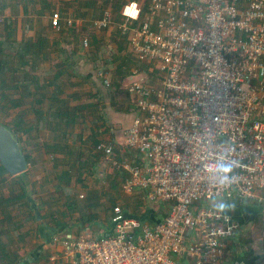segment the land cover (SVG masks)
<instances>
[{"label": "built area", "instance_id": "2783aa9c", "mask_svg": "<svg viewBox=\"0 0 264 264\" xmlns=\"http://www.w3.org/2000/svg\"><path fill=\"white\" fill-rule=\"evenodd\" d=\"M122 17L133 56L158 71L160 84L135 78L126 86L135 102L126 146L142 153L141 164L116 159L111 145L99 149L125 174L122 192H142L166 217L151 225L117 205L111 234L55 238L62 251L52 260L228 264L241 224L210 210L214 189L201 165L227 151L239 167L236 182L219 195L261 205L264 221V0H147L124 6ZM111 19L106 11L93 26L105 29ZM60 21L54 12L53 28Z\"/></svg>", "mask_w": 264, "mask_h": 264}, {"label": "crops", "instance_id": "0c3cea01", "mask_svg": "<svg viewBox=\"0 0 264 264\" xmlns=\"http://www.w3.org/2000/svg\"><path fill=\"white\" fill-rule=\"evenodd\" d=\"M146 1L0 0V16L6 19L5 37H9L7 50L12 53L8 60L9 63L12 59L15 62L9 65L10 86L2 91V94L7 91L8 102L11 101L8 110L19 114L11 119L13 129L10 130L15 132L17 129L15 133L22 135L24 140L28 139L29 133L33 139H40V134L46 130L52 134V140L41 155L32 156L26 152L30 163L46 160L55 167L83 168L79 178L98 182L104 180L105 166L110 163L108 156L99 149L102 146L111 145L113 156L120 161L140 165L144 160L141 152L126 146L125 132L135 114V102L126 86L131 80L140 78L153 87H159L160 78L156 69L133 56L120 26L124 6L131 2L142 6ZM106 11L112 15L110 25L96 29L93 22L101 20ZM54 12L60 13V29L51 25ZM68 21L72 22L71 26ZM7 23L9 28H6ZM2 35L0 32V42H5ZM85 39L88 40L87 46L84 45ZM19 50L24 52L25 63L16 73L13 68L21 57L16 54ZM22 83L24 89L19 87ZM20 101L22 103L16 107ZM26 115L34 117L35 122H29ZM83 119L87 121L88 129L80 127ZM70 137L74 138L73 142ZM114 172L112 180L119 185L120 190L119 187L117 190L120 193L110 194L112 205L120 206L121 203L122 208L129 206L130 215L141 217L151 225L165 219L163 205L149 203L140 191L127 195L130 200H125L126 194L123 195L121 187L125 174L116 169ZM58 174L60 183L54 187L52 195L63 199L62 206L58 208L52 204V210H56L55 217L38 227L39 232L33 236L29 246H11L7 237L12 241L19 237L21 240L22 233L18 228L22 225L15 223L13 217L0 220L4 230L1 239L8 245L9 254L17 256V264H64L60 260H52L62 251L61 243L55 242V238L62 240L85 232L95 236L112 233V214H107L109 211L105 208L108 206L103 199L99 200L106 193L95 190L96 187L86 182L77 187L74 182L69 187L68 181L74 180L72 174L66 171ZM74 187L77 192H71L70 188ZM128 202L133 206L131 209ZM229 202L235 204V209L228 213L240 222L241 232L229 242L226 262L264 264L262 206L240 200ZM87 214L91 216L85 222L82 217ZM9 219L10 223L7 222ZM92 223L96 233L92 232ZM181 264L193 263L182 260Z\"/></svg>", "mask_w": 264, "mask_h": 264}, {"label": "rangeland", "instance_id": "374dc122", "mask_svg": "<svg viewBox=\"0 0 264 264\" xmlns=\"http://www.w3.org/2000/svg\"><path fill=\"white\" fill-rule=\"evenodd\" d=\"M5 20L6 19L4 18V16H0V29H2L0 30V32L1 34H3L1 38H3L4 36V39L6 40L5 37L6 30L4 29ZM9 73L10 72L7 73V78L9 77ZM7 81L11 82V80L9 81V79ZM1 84L2 83L0 81V124L4 125L5 127L7 126L13 129L11 119L17 117L19 114L17 112H14L12 109L11 111L8 110V105L10 104L11 101L8 102L9 98L7 96V91L4 94L5 96L2 94ZM26 117L29 122H33V123L35 122L34 117L27 115ZM18 126H20V128L22 127V125H18ZM80 127L82 128V130L88 129V123L85 119H83L82 122L80 123ZM33 134L36 135L35 132H33ZM17 135L21 137V145L23 146L25 152L31 154L32 156L41 155V152L44 150L46 145H48V143L52 140L51 139L52 134L48 130L43 131L40 134V139L39 138L33 139L30 133L27 135L28 137L27 140H24V137L22 138V135L20 134ZM37 135H39V132L37 133ZM73 140L74 138L70 137V141L73 142ZM82 169L83 168L69 167L68 165L55 167V165L52 166V162L42 160L41 163H30L28 165L27 170L20 177L23 187L20 186V184L15 181L14 177L11 176L7 177L6 182L0 180V200L3 201L5 199L13 200L11 203L7 204L9 207L4 206L5 210L4 209L0 210V220H4L5 219L4 217H6L7 215L8 217L15 218L14 220L15 223L16 222L18 224L21 223L22 225L21 227L18 228L19 229L18 231L22 233L21 240L20 237L18 238L20 241L18 239H16V241L13 239V241L10 244L11 246H17V247L20 246L25 247L26 245L29 246L33 241L34 238L33 236L34 235L37 236L39 232L38 227L42 225L43 222L49 223L52 217H55L56 210L55 209L52 210V204L53 207L60 208L63 203L62 198H59V196L56 195H52V193L55 192L54 187L58 185V183H60L58 177L59 176L58 173L60 171L63 173L64 171L69 172V174H72V176L74 177V180L68 181L69 187H72V183L74 182L75 184L73 185H75L76 187L79 186V184L84 185V183L86 182V183H91L92 187H96L95 190H102L103 193H106L104 197L102 198L99 197V200L103 199V203L108 206V208H105L106 211L107 210L109 211L107 214H112L113 205L110 202L109 196L113 192L120 193L119 185H117L116 181H113L114 179L112 180V176L115 174L112 164L111 163L106 164L105 171L103 172L104 180L100 179L98 182L94 180H92L91 182L90 178L87 179L79 178L80 177L79 172L80 170L82 171ZM98 170H100V168ZM119 181H121V179ZM118 187L119 190H117ZM70 190L71 192H77V188L75 187L70 188ZM18 197L19 199H17ZM125 197H124L125 200H130L127 195H125ZM129 205L131 209L133 206L131 203ZM90 216H91L90 214H87L83 216L82 219H84V221L86 222V220H88V217ZM8 228H11L10 225H8ZM91 229L93 233H96V231H93L94 223L91 224ZM261 229H263L264 231V225H262ZM25 232H27V234H25Z\"/></svg>", "mask_w": 264, "mask_h": 264}, {"label": "clouds", "instance_id": "9594fccd", "mask_svg": "<svg viewBox=\"0 0 264 264\" xmlns=\"http://www.w3.org/2000/svg\"><path fill=\"white\" fill-rule=\"evenodd\" d=\"M201 167L214 189L213 196L207 198L210 210L218 217L233 211L235 204L224 199L219 193L230 189L236 182L235 169L239 167L238 161L227 151H220L206 157Z\"/></svg>", "mask_w": 264, "mask_h": 264}, {"label": "trees", "instance_id": "16d2710c", "mask_svg": "<svg viewBox=\"0 0 264 264\" xmlns=\"http://www.w3.org/2000/svg\"><path fill=\"white\" fill-rule=\"evenodd\" d=\"M141 17H143V16H141ZM6 26H8V27H6V28H9L10 26H9V23H7L6 24ZM7 40H5V42H0V81H1V90L2 91H5L6 90V88L8 87V86H10L9 85V82L7 81L8 80V78H7V73L8 72H11V67L9 66L10 64L11 65H13L15 62L13 61V59H12V63H9V60H8V58H10L11 57V55H12V53L10 52V54H9V52H8V50H7V45L9 44L7 41H8V39H9V37H7L6 38ZM24 52L23 51H21V50H19V51H17L16 52V54L17 55H20L21 57H18V63H17V65H15V68H13V72H16V73H18L20 70H21V67L22 66H24V60H25V58H24V54H23ZM13 57V56H12ZM13 83H14V79H13V81H12ZM19 87L20 88H22V89H24L23 88V83L22 84H20L19 85ZM4 89V90H3ZM5 93H3V95H4ZM5 96V95H4ZM22 102L20 101L19 103H16L15 104V106L17 107L18 105H20ZM6 128H8L9 130L11 129V128H9V127H7L6 126ZM16 132V131H15ZM15 132H13L14 133V135L16 136V138H18V140H19V143H20V146L22 147L21 148V151H22V153L24 154V156H25V158H26V160H27V163L28 164H30V157L28 156V154L25 152V150L23 149V146L21 145V137H19L18 135H17V133H15ZM25 173V172H24ZM24 173H22V174H20V175H18V176H15L14 177V179H15V181L16 182H18L19 184H20V186H22L23 187V184L21 183L22 181L20 180L21 178V176L24 174ZM10 177L11 175L4 169V167L1 165V163H0V180L1 181H4V182H6V180H7V177ZM12 177V176H11ZM24 195V194H23ZM17 199H19V197L17 198ZM13 200H10V199H5L4 201L3 200H0V210H2V209H4V206L5 207H9L7 204H9V203H11ZM116 205H113V208L115 207ZM123 209V211L126 213V214H129L128 213V206H125V208H122ZM5 210V209H4ZM131 216H133V215H131ZM6 217H8V216H6ZM5 217V218H6ZM8 218H10L11 219V217H8ZM8 220L7 222L8 223H10V221L11 220ZM2 224L3 223H1L0 222V262H2V263H4V264H17V256H15V255H11V254H9V251L7 250L8 249V245L7 244H5L4 242H3V240L1 239V235L2 234H4V230H3V227H2ZM7 241L9 242V244L12 242V239H11V237H7Z\"/></svg>", "mask_w": 264, "mask_h": 264}, {"label": "water", "instance_id": "95a60500", "mask_svg": "<svg viewBox=\"0 0 264 264\" xmlns=\"http://www.w3.org/2000/svg\"><path fill=\"white\" fill-rule=\"evenodd\" d=\"M0 163L12 177L24 173L28 167L19 140L2 124H0Z\"/></svg>", "mask_w": 264, "mask_h": 264}]
</instances>
